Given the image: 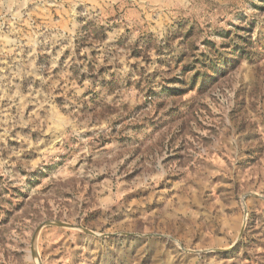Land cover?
Listing matches in <instances>:
<instances>
[{
	"label": "rangeland",
	"instance_id": "rangeland-1",
	"mask_svg": "<svg viewBox=\"0 0 264 264\" xmlns=\"http://www.w3.org/2000/svg\"><path fill=\"white\" fill-rule=\"evenodd\" d=\"M0 264H264V0H0Z\"/></svg>",
	"mask_w": 264,
	"mask_h": 264
},
{
	"label": "water",
	"instance_id": "water-1",
	"mask_svg": "<svg viewBox=\"0 0 264 264\" xmlns=\"http://www.w3.org/2000/svg\"><path fill=\"white\" fill-rule=\"evenodd\" d=\"M48 223H49V224H54V225H55V224L59 225V223H57V222H55V221H49Z\"/></svg>",
	"mask_w": 264,
	"mask_h": 264
}]
</instances>
